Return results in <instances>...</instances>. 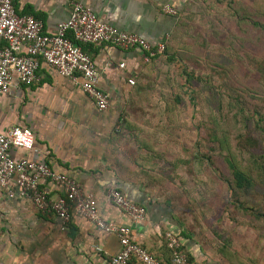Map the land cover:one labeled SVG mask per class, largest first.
<instances>
[{
  "label": "crops",
  "instance_id": "crops-1",
  "mask_svg": "<svg viewBox=\"0 0 264 264\" xmlns=\"http://www.w3.org/2000/svg\"><path fill=\"white\" fill-rule=\"evenodd\" d=\"M192 1L14 0V4L18 15L42 21L49 35L69 21L74 4L81 3L103 22L157 45L170 39L181 12ZM4 45L0 41V49ZM83 49L95 63L99 86L110 98L109 108L99 111L78 86L43 62L36 83L22 85L15 77L10 92L0 96V133L27 127L36 138V152L15 147L13 158L46 163L74 178L94 195L108 222L130 227L133 241L165 264H170L167 233L180 237L193 264H231L188 211L180 209L171 194L152 186L140 166L129 159L136 152L125 140L131 133L117 130L122 117L136 121L135 107L146 102L140 88L150 83L147 74L152 66L144 52L112 44ZM10 186L15 188L14 180ZM44 186L54 200L64 197L57 185ZM112 189L146 207V220L134 223L113 205L108 199ZM121 248L117 235L102 234L84 218L74 216L64 229L55 215H43L31 201L10 198L7 190L0 189V264H110Z\"/></svg>",
  "mask_w": 264,
  "mask_h": 264
},
{
  "label": "rangeland",
  "instance_id": "rangeland-1",
  "mask_svg": "<svg viewBox=\"0 0 264 264\" xmlns=\"http://www.w3.org/2000/svg\"><path fill=\"white\" fill-rule=\"evenodd\" d=\"M228 1L193 0L181 12L180 19L186 22V26L180 31L178 45L182 50L185 46L192 49L188 53L187 66L193 71L192 74L196 75L194 84L188 85L191 86L190 89L184 87L185 79L177 72L178 69L181 73L182 68L176 64L168 68L167 74L159 73L155 79H151L150 85L153 87L149 88L145 95L146 102L135 107L139 114L138 119L141 120L140 124L150 131H158V127H166L168 124L166 115L168 104L174 102L175 94L182 95L184 104H179L177 108L182 128L179 129L173 123H169L174 126L166 128V132L162 134V141L177 150L183 157L188 152V154L208 152L206 138L209 137L213 127V121L210 120L209 115L220 114L217 110L220 107L217 87L224 82L235 84L233 90L228 91V95L232 97L233 105L240 103L241 108L244 109L241 112L244 114L243 118L248 120L247 126L244 122L235 124L234 130L239 132L240 136L238 135L239 138L236 141L234 134L235 141L232 142V146L236 148L238 144L242 148H248L243 138L252 133L257 151L264 150V133L256 127L258 113L264 115V32L251 27L242 29L236 26L230 18ZM240 35H244L245 38L239 42L237 38ZM196 48H201L203 52L199 64L195 62L193 52ZM214 54L223 57L227 63L231 64L230 70L236 68L233 78H225L223 72L217 75L216 72L220 70L213 63L205 62L207 55L213 60ZM197 58L199 59L198 54ZM207 78H210L215 90L209 91V88L203 87V84L198 81V79L205 81ZM193 90L194 92L202 91L201 96L193 94ZM219 92L226 95L225 88ZM213 93L214 99L211 95ZM227 111L225 105L224 115ZM223 124L225 126V121ZM128 139L126 136L125 140ZM129 140L130 145L136 148L133 140ZM239 141L241 144L238 143ZM202 158L194 164L190 161V157L189 166L179 170V176L184 179L189 178L188 188H194L195 192L192 195L193 199L206 205L207 217L214 228L212 233L230 239L234 249L242 251L244 257L254 259L255 264H264V223L256 218L259 211L264 213V196L256 192L244 194L240 201L245 208L238 210L237 204L231 197L226 177L214 169V173H211L206 160ZM192 165L195 175L206 179L207 184L194 186L191 178ZM178 182L177 180L176 186H179ZM177 205L184 210L179 201ZM249 208L255 210L247 211Z\"/></svg>",
  "mask_w": 264,
  "mask_h": 264
},
{
  "label": "built area",
  "instance_id": "built-area-1",
  "mask_svg": "<svg viewBox=\"0 0 264 264\" xmlns=\"http://www.w3.org/2000/svg\"><path fill=\"white\" fill-rule=\"evenodd\" d=\"M0 41L5 43L0 49V96L10 92L15 77L22 85L36 83L44 62L78 86L95 102L99 111L109 108L110 98L101 90L95 63L83 46L112 44L123 50L140 49L146 62L156 54H163L166 49L165 43L153 45L135 34L103 22L81 3H75L70 20L59 24L57 32L49 35L45 33L42 21L18 15L14 0H0ZM17 133L28 142L17 143ZM15 147L36 152L33 130L15 127L7 134L0 133V189L7 190L10 198L31 201L41 214L55 215L64 229L74 216H78L89 221L104 235H117L122 248L110 264H161L154 254L133 241L130 227L108 222L97 199L79 182L57 173L49 164L16 161L11 153ZM13 180L15 188L12 189L10 184ZM44 183L57 185L63 190L64 197L54 200ZM108 199L134 223L146 220L147 208L128 200L118 189L110 190ZM167 240L173 264H193L177 235L167 233ZM97 250L102 251L101 248Z\"/></svg>",
  "mask_w": 264,
  "mask_h": 264
},
{
  "label": "trees",
  "instance_id": "trees-1",
  "mask_svg": "<svg viewBox=\"0 0 264 264\" xmlns=\"http://www.w3.org/2000/svg\"><path fill=\"white\" fill-rule=\"evenodd\" d=\"M232 1L234 0L228 1V5L229 3L231 4L230 7L227 5V8L230 13V18L236 26L242 29L251 27L264 32V0H235L233 3ZM185 26L186 22L179 17L177 30L170 39L165 42L166 49L164 53L156 54L150 59L149 63L152 68L149 69L147 78L150 80L153 78L155 79L154 73H156V77L159 73L167 74L168 68L179 64L182 71L180 73V70L177 69V72L185 79L184 87L190 89L191 86L188 85L194 84V76L196 75L195 73L192 74L193 71L187 66V58H189L188 53L192 51V49L185 46L182 50V48H179L180 45H178L180 31L185 28ZM244 38V35H240L237 40H244ZM253 47L255 48L254 44ZM193 52L195 54V62L199 64L202 60L201 57H203V52L201 48H196ZM197 54L199 55V59L197 58ZM207 56L208 57H205V62L207 61L208 64L213 63V65L220 70L219 72L215 71L217 75L223 72L225 78L234 77L233 73L236 68L230 70L232 65L227 63L223 57L214 54L213 60H211V57L209 55ZM198 81L203 84V87L209 88V91L215 90L211 84L210 78H207L205 81L198 79ZM150 84L151 83H148L144 86L141 84L142 88H140V91L142 96H145L149 88L153 87ZM222 85L217 87V94L220 95V98L218 96L220 99V107L217 108V110H219L220 114L212 113L209 115L210 120L213 121V127L211 128L209 137L206 138L209 149L207 153L197 154L196 152H192V154H188V152L183 157L177 150H174L162 141V134L166 132L168 126L173 127L175 125L179 129L182 128L177 109L179 104H184V99L181 94H175L174 102L168 104V111L166 109L168 124L166 127H158L159 130H155L156 132L150 131V129L140 124L141 120L137 119L136 122H132L128 120L127 117H122L117 126V130H126L131 133L127 135V137L133 140L136 145V152L130 153L129 159L140 166L141 172L147 177L152 186L162 188L165 192L171 194L175 202H180L181 207L188 211L195 224L201 228L208 238H210L212 244L218 248L219 253L223 257H226L231 264H252L253 259L244 257L240 250L236 251L230 239L223 238L217 233H212L214 228L207 217L206 205L200 204L196 199H193L192 195L195 192L194 188H188V186H190L189 178L184 179L179 176V170L189 166L190 157V161L194 164L203 157L211 173H214L215 170L226 177L227 186L230 189L234 203L237 204L236 208L238 210L245 208L240 201V198L244 194L256 192L264 196V150L257 151L252 133L247 134L246 138H243V141L248 144V148H242V146L240 147L238 144L236 148L232 146V142L235 141L234 134L236 141L237 138H239V132L234 130L235 124L244 122L247 126L248 120L243 118L244 114L241 112H243L244 109L241 108L240 103L238 105H233V103H231L232 97L228 95V91L233 90L232 88L235 84L233 82L230 84L224 82ZM224 88L226 95H222L219 92V90L222 92ZM192 92L199 97L201 96L200 94H202L200 93L202 91L194 92L193 90ZM211 95L214 99L215 94L213 93ZM225 105L228 110L226 115L223 113ZM258 115L259 119L257 120L256 127L260 132L264 133V115L261 113H258ZM224 121L225 126H223ZM169 123H173L174 125H169ZM238 143H240V141ZM192 169L191 178L194 186L199 187V185L204 186V184H207L206 179L195 175L193 165ZM177 180L179 181V186H176ZM253 210L255 209L249 208L247 211ZM256 218L264 223L263 212L259 211ZM167 247L170 255L168 263L173 264L172 251L168 246V242ZM189 260L193 263L190 257ZM160 262L161 264H165L161 260Z\"/></svg>",
  "mask_w": 264,
  "mask_h": 264
},
{
  "label": "clouds",
  "instance_id": "clouds-1",
  "mask_svg": "<svg viewBox=\"0 0 264 264\" xmlns=\"http://www.w3.org/2000/svg\"><path fill=\"white\" fill-rule=\"evenodd\" d=\"M17 136L19 137V139L17 140V143H27L28 142L26 138L20 135L19 133H17Z\"/></svg>",
  "mask_w": 264,
  "mask_h": 264
}]
</instances>
